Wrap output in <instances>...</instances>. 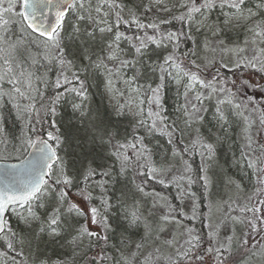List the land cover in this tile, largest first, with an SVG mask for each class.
<instances>
[{"label": "snow or ice", "instance_id": "6c2138e0", "mask_svg": "<svg viewBox=\"0 0 264 264\" xmlns=\"http://www.w3.org/2000/svg\"><path fill=\"white\" fill-rule=\"evenodd\" d=\"M96 77L103 94L92 106ZM256 92L264 0H0V264H264ZM232 116L242 122L234 162L257 184L242 203L231 178L234 194L210 199ZM155 137L169 146L159 158ZM150 184L175 189L177 203Z\"/></svg>", "mask_w": 264, "mask_h": 264}, {"label": "trees", "instance_id": "16d2710c", "mask_svg": "<svg viewBox=\"0 0 264 264\" xmlns=\"http://www.w3.org/2000/svg\"><path fill=\"white\" fill-rule=\"evenodd\" d=\"M160 15L164 16L167 14L161 12ZM167 27H171L173 30H175V29L179 28L180 25L177 23H174L173 25L167 26ZM230 35L234 39L240 40L244 34H243V31H238L237 33H232ZM89 94L92 97V100L90 101L91 105L97 106L100 103L101 96L103 94V82H102L101 77H96L94 80L89 81ZM166 99H167L168 115L172 119H175L176 115H178V114L174 110V100H175L174 88H171L168 90V92L166 94ZM104 103L106 104L105 101H104ZM213 112H214V110H209L206 113V123H207L208 127L214 126V121L212 120V113ZM71 116H72L71 109L67 104H65V106L62 110V118L65 121V123H67V121L71 118ZM231 120H232V125H231V128L229 130V135L231 137V142H232L233 147H232V150L229 151V150H227V147L225 146V148L221 149L218 153V161H219L220 167H218L215 170L214 183H213V186L211 189V194H212V192H216V194H219V192H221L222 187H224L225 185L226 186L231 185L228 183L229 178L238 182L242 186L243 190L247 189L248 187H249L248 189L253 188V184L251 181V180H253L252 179V176H253L252 169L247 168L246 162H242V164L234 162V161H240L241 160L240 149H241V145H242V139H241L240 133H241L242 122L239 118H237L235 116H232ZM123 126L127 127L128 130L130 131L131 130L130 119L125 120ZM6 129L9 133L10 137L13 135H19V124L14 122V118L11 116L7 117ZM204 131L206 132L207 128H205ZM157 141H158V143H157ZM152 143L156 148V152L158 154L157 158H159L160 153L164 152L165 149L169 147L166 143V140L164 138H161V137H155L153 139ZM191 162H192L193 168L198 171V169L200 167V163H201L200 158L198 156H193ZM231 187H234V186L231 185ZM148 190H155V191L164 192L166 195L169 196L170 199H172L173 203H177V201L175 200V196H176L175 189L165 190V189H162L161 186H159V185L150 184ZM193 191H195L198 196H202L203 189L198 184L193 186ZM203 204H206V201H203ZM201 210L206 211L207 209L205 207H203V205H202ZM189 211H190V209H189ZM196 227L202 233L206 232V229L203 228L202 224L197 223ZM134 238L138 239V237H134ZM47 251L50 255L53 256V258H55L57 255H63V252H64V250L59 249V248L54 249V250L48 249ZM109 254H111V253H109Z\"/></svg>", "mask_w": 264, "mask_h": 264}, {"label": "rangeland", "instance_id": "374dc122", "mask_svg": "<svg viewBox=\"0 0 264 264\" xmlns=\"http://www.w3.org/2000/svg\"><path fill=\"white\" fill-rule=\"evenodd\" d=\"M240 40L242 41L243 37ZM249 72H251V71L250 70H245L244 74L248 75ZM254 76H255V78L257 80L259 79V74H254ZM249 94H253L251 90H249ZM254 98L256 99L258 104L264 103V94L256 92V93H254ZM105 102L107 104V100L106 99H105ZM214 104H215V101L206 102L207 107H210L212 109H214ZM257 138L258 139H264V133L259 134ZM225 186L222 187L221 192H219V194H216V192H212V194H210V199H212L214 201H216V200L227 201L229 199V196L234 194V187H231V185H229V186L227 185L226 187ZM256 187H257V184H256V176H255V182L253 184V188L252 189H248L249 188L248 187L247 189L243 190V192L241 194V197H242L241 203L244 202V200H246L248 195H251L252 193L255 192ZM206 203H207V201H206Z\"/></svg>", "mask_w": 264, "mask_h": 264}, {"label": "bare ground", "instance_id": "6f19581e", "mask_svg": "<svg viewBox=\"0 0 264 264\" xmlns=\"http://www.w3.org/2000/svg\"><path fill=\"white\" fill-rule=\"evenodd\" d=\"M252 179H253V180H251L252 184H254V182H255V176L254 175L252 176Z\"/></svg>", "mask_w": 264, "mask_h": 264}]
</instances>
